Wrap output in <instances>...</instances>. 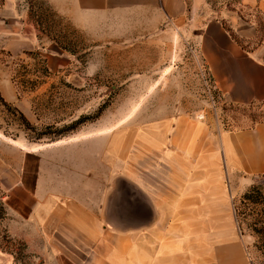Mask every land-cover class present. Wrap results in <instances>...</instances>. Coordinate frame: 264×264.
<instances>
[{"label": "rangeland", "instance_id": "374dc122", "mask_svg": "<svg viewBox=\"0 0 264 264\" xmlns=\"http://www.w3.org/2000/svg\"><path fill=\"white\" fill-rule=\"evenodd\" d=\"M12 1L0 0V264H54L46 228L32 221L46 200L54 153L66 154L68 190L86 185V171L117 173L113 219L126 221L137 217L127 202V179L168 172L164 158L184 154L185 132L200 143L195 155L220 156L225 132L264 121L263 104H238L218 84L209 60L215 39L207 34L222 25L244 50L257 48L264 38V0H171L178 21L162 9L140 10L86 28L46 0H25L20 38L18 3L7 8ZM32 34L40 47L25 40ZM216 44L226 46L221 39ZM254 187L262 194L259 205L243 204ZM233 189L250 259L264 264L262 240L250 228L264 222V176L236 181Z\"/></svg>", "mask_w": 264, "mask_h": 264}, {"label": "crops", "instance_id": "0c3cea01", "mask_svg": "<svg viewBox=\"0 0 264 264\" xmlns=\"http://www.w3.org/2000/svg\"><path fill=\"white\" fill-rule=\"evenodd\" d=\"M24 1L15 0L7 6L12 9L18 3V38L24 36L28 13ZM46 2L80 28L112 14L140 10L162 9L180 20L171 0ZM260 6L264 9L263 2ZM249 27L256 31L253 25ZM207 34L215 39L209 60L224 92L238 104L264 105V38L260 46L248 51L222 25L210 27ZM31 37L25 39L28 44L40 47L33 34ZM217 39L226 46L216 44ZM183 136L184 154L164 158L168 172L128 175L129 182L141 185L142 197L136 200L134 191L130 193V211L137 217L126 221L117 215L113 219L118 205L117 173L86 171V185L81 189L77 182L76 188L68 190L64 187L66 154L54 153L52 162L49 157L46 200H40L32 216L37 229L41 225L46 228L48 259L54 264H253L238 225L233 184H247L264 176V121L249 129L225 132L220 156L195 155L200 149L196 134L185 132ZM177 148L180 151V145ZM76 167L79 180V165ZM40 184L39 176L37 187Z\"/></svg>", "mask_w": 264, "mask_h": 264}, {"label": "trees", "instance_id": "16d2710c", "mask_svg": "<svg viewBox=\"0 0 264 264\" xmlns=\"http://www.w3.org/2000/svg\"><path fill=\"white\" fill-rule=\"evenodd\" d=\"M261 122V121H260ZM262 199V194L261 192L256 188H252L248 193H246L242 199V203L244 204L245 202L253 204L255 206L259 205L260 200ZM237 213L242 214V211H239V207H237ZM251 230L256 234V236L262 240V245H260L259 249L264 250V222L262 225L258 227V225L255 226H250Z\"/></svg>", "mask_w": 264, "mask_h": 264}, {"label": "water", "instance_id": "95a60500", "mask_svg": "<svg viewBox=\"0 0 264 264\" xmlns=\"http://www.w3.org/2000/svg\"><path fill=\"white\" fill-rule=\"evenodd\" d=\"M126 182H127V184L129 185L131 192L134 191V193H135V199L137 200V198H138V199L140 200L141 197H142V193H141V191H140V188H137L135 185H133V184H132L131 182H129L128 180H127ZM117 187H118V182H117ZM131 192H130V193H131ZM130 193H127V195H126L127 202H128V205H129V206H131V205H130V197H129ZM139 197H140V198H139ZM131 207H132V206H131Z\"/></svg>", "mask_w": 264, "mask_h": 264}]
</instances>
